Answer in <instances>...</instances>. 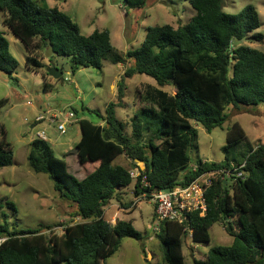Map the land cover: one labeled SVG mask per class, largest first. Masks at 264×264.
<instances>
[{"label": "trees", "instance_id": "1", "mask_svg": "<svg viewBox=\"0 0 264 264\" xmlns=\"http://www.w3.org/2000/svg\"><path fill=\"white\" fill-rule=\"evenodd\" d=\"M187 1L195 11L188 24L149 27L137 50L120 54L108 30L85 36L57 7L39 0H0V23L28 50L30 70L39 73L46 67L38 53H45L50 41L54 55L69 58L73 75L81 69L102 70L106 62L116 66L128 61L130 66L119 83L120 99L126 80L136 75L148 76L157 85H148L141 94L144 107L130 121L131 134L126 131L128 124L116 116L119 104H108L102 114L86 108L97 114L98 123L78 118V162L91 169L83 180L69 173L67 162L56 157L49 142L38 138L30 142L31 170L48 175L61 198L76 205L72 218L81 222H65L61 236L52 231L62 227L60 223L20 231L10 230L7 222L0 224V239H4L0 264H107L125 239L150 238L149 232H139L131 221L112 224L105 219L104 210L113 200L128 208L122 200L124 189L134 185L133 196L169 191L189 185L202 172L232 170L244 163L242 178L214 181L206 194L204 215L190 213L182 224L165 222L156 238L163 264H186L184 239L191 235L193 243L205 245L211 240V228L224 222L232 244L213 247L194 264H264V146L252 148L242 162L231 159V150L247 140L244 129L235 123L227 132L224 161L199 159V172L192 173L189 153L197 127L211 133L227 122L229 108L241 114L244 108L264 107V53L241 44L263 40L260 34L252 35L262 26L260 15L252 5L231 15L223 11L222 0ZM124 3L140 8L146 0ZM18 67L10 42L0 30V72L12 78ZM166 87L174 88L175 94L165 91ZM122 157L134 164H118ZM138 163L143 166L139 168ZM13 164V146L0 127V169ZM131 169H139L136 179L130 176Z\"/></svg>", "mask_w": 264, "mask_h": 264}, {"label": "rangeland", "instance_id": "2", "mask_svg": "<svg viewBox=\"0 0 264 264\" xmlns=\"http://www.w3.org/2000/svg\"><path fill=\"white\" fill-rule=\"evenodd\" d=\"M222 1L223 11L231 15L240 13L249 5L257 9L262 26L252 35L260 34L263 40L259 42L246 40L241 44L264 53V0ZM50 5L63 7L85 36L91 35L96 30H108L112 43L120 54H125L128 50H137L145 39L147 28L163 25L178 28L188 24L195 16V11L187 0H146V4L140 8L127 7L124 0H50ZM0 30L5 32L10 42V51L19 63L12 78L0 72V102H3L0 105V127L5 129L7 141L14 149V164L0 169V224L7 222L10 230L20 231L60 223L62 227L52 230L59 233L67 226L65 222L71 224L81 222L72 218L77 207L73 202L61 198L48 175L36 174L31 170L28 162L30 141L36 138L38 131L46 132L56 157L65 159L69 173L78 180H83L91 169L88 166H81L78 162L75 148L79 142V124L77 122L70 124L67 133L63 136L57 132L54 125L46 122L32 129V106L44 102L54 109L67 111L75 109L78 114L72 111L76 114V120L87 119L98 123L100 118L97 114L88 112L86 108L90 107L92 111L102 114L106 104H119L121 107L116 109V116L128 124L126 131L131 134L130 121L134 116L140 115L144 107L141 94L148 85H157L155 80L148 76L136 75L126 80L124 96L120 99L118 98L119 83L123 74L119 80L116 77L119 78L120 74L130 66L128 61L120 68L106 62L102 70L81 69L73 76L69 58L54 55L50 62L46 52L40 51L38 60L44 62L43 65L46 66L44 70L47 71V66L54 64L63 72V76L54 81L52 88L44 92L42 73L45 71L36 73L29 70L26 61L30 54L26 47L1 23ZM75 84L78 85L76 90H74ZM164 90L170 94L175 93L174 88L166 87ZM77 97L79 100H76ZM243 110L245 113L239 114V111L229 108L227 122L222 128L215 129L211 133L202 126L197 127L196 141L189 151L190 167L196 165L199 159L212 163L224 161L226 155L223 148L227 145V132L235 123L240 124L244 129L247 140L231 150L229 155L231 159L242 162L252 148L264 146V107H250ZM99 124L103 125L102 122ZM121 162L123 165L134 164L126 158ZM137 165L139 168L143 166L142 163ZM133 189L134 185L124 189L122 192L126 195L122 200L128 208L134 210L124 212L119 209L118 202L113 200L104 210L106 217L111 219L113 224L117 219L131 221L139 232H149L150 238L144 241L125 239L117 253L108 259L107 264H163V255L156 238L158 232L155 230L158 228L154 225L153 203L148 198H140L142 195L133 196ZM136 199H141V202L135 205ZM116 214L117 218L115 216L112 219ZM225 226L224 222L214 225L210 230L211 240L205 245L193 243L191 235L186 237L183 241L186 264L203 260L213 247L231 245L233 238L227 234ZM159 229L161 230L160 227ZM59 235L61 236L60 233ZM0 241L3 242L4 239Z\"/></svg>", "mask_w": 264, "mask_h": 264}, {"label": "built area", "instance_id": "3", "mask_svg": "<svg viewBox=\"0 0 264 264\" xmlns=\"http://www.w3.org/2000/svg\"><path fill=\"white\" fill-rule=\"evenodd\" d=\"M54 125L60 135H65L68 131V126L73 122H77L76 115L72 110L54 109L47 105L43 112H40L37 117L32 121L33 129H36L42 123ZM36 138L43 141H49L46 132L38 131ZM245 163L239 168L212 170L202 172L187 186H177L169 191H157L150 195L142 194L140 198H148L153 203L154 208V225H157L159 232L161 225L165 222H174L182 224L186 221L187 215L194 212H200L204 215L207 210V197L206 194L211 188L215 180H225L234 176L242 178V169ZM192 173H198L199 168L197 165L190 167ZM140 175L139 169H131L130 176L136 179ZM142 185L146 186L145 179ZM141 199H136L135 205L140 203ZM1 242V241H0Z\"/></svg>", "mask_w": 264, "mask_h": 264}, {"label": "crops", "instance_id": "4", "mask_svg": "<svg viewBox=\"0 0 264 264\" xmlns=\"http://www.w3.org/2000/svg\"><path fill=\"white\" fill-rule=\"evenodd\" d=\"M41 1H43L44 3H46L49 7H53V6H51L50 5V0H41ZM59 10H61V11H63V12H65L66 14H68V12L63 8V7H59V6H56ZM119 35H120V33H118ZM111 39H112V37H111ZM113 44V43H112ZM114 46V45H113ZM40 62L42 63V64H44V62L43 61H41L40 60ZM123 64H118V65H116V66H118V68H120L121 66H122ZM30 70V69H29ZM42 70L43 71H45V73L47 72L46 70H44V68H42V69H40V72L39 73H41L42 72ZM120 70V69H119ZM123 73H121L120 74V76H119V78H117L116 77V79L117 80H119L120 78H121V75H122ZM73 76H75V74L73 75ZM42 77H43V80H44V89H43V91L44 92H46V91H48V89H50V88H52V86L54 85V79L53 78H51L49 75L46 77L45 76V74H44V72L42 73ZM151 86H153V85H151ZM112 87H114V85L112 84ZM78 88V85L77 84H75V86H74V90H76ZM175 94V93H174ZM76 100H79V97H77L76 98ZM30 105L32 106V103H30ZM37 106H32V109H31V114H32V116H33V119H32V121L35 119V117H37L38 115H39V113L40 112H43L45 109H46V105L47 104H45L44 102H40V104H36ZM106 106H107V104L105 105V107H104V109L106 108ZM59 109V108H58ZM88 109H90V110H92V108H90V107H88ZM103 109V110H104ZM31 128L33 129V126H32V124H31ZM35 138V137H34ZM79 139H80V135H79ZM33 139H31V141H32ZM30 141V142H31ZM78 143V142H77ZM122 160H124V157H122V158H120L118 161H117V163L118 164H121V165H123V163L121 162ZM202 160V159H201ZM203 161H205V160H203ZM89 173H91V172H89ZM84 179V178H83ZM125 193V192H124ZM110 206H114V205H110ZM118 206H119V209H121L122 211H124V212H132V210H134L133 208H126V209H124V208H121L120 207V205H119V203H118ZM117 213H118V211H117ZM115 216H116V218H117V214L116 215H114V217L112 218V219H114L115 218ZM104 217H105V219L107 220V221H109L110 223H112L110 220L111 219H108L107 217H106V212L104 211ZM117 221H119L118 219H117ZM113 224V223H112Z\"/></svg>", "mask_w": 264, "mask_h": 264}, {"label": "water", "instance_id": "5", "mask_svg": "<svg viewBox=\"0 0 264 264\" xmlns=\"http://www.w3.org/2000/svg\"><path fill=\"white\" fill-rule=\"evenodd\" d=\"M49 46L46 50V57L51 58L54 55L53 46L51 42L48 41ZM47 74L53 78L54 80H59L63 76V72L56 68L54 64H51L50 67L47 69Z\"/></svg>", "mask_w": 264, "mask_h": 264}]
</instances>
